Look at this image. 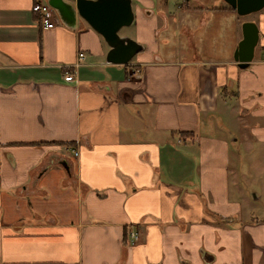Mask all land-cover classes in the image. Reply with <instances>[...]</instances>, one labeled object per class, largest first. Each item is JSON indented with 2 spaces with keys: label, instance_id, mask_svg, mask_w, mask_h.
Instances as JSON below:
<instances>
[{
  "label": "crops",
  "instance_id": "crops-1",
  "mask_svg": "<svg viewBox=\"0 0 264 264\" xmlns=\"http://www.w3.org/2000/svg\"><path fill=\"white\" fill-rule=\"evenodd\" d=\"M37 1L0 0V264H264L230 129L264 146V9L243 69L224 1L132 0L122 35L144 49L116 65L84 19L42 28Z\"/></svg>",
  "mask_w": 264,
  "mask_h": 264
},
{
  "label": "water",
  "instance_id": "water-1",
  "mask_svg": "<svg viewBox=\"0 0 264 264\" xmlns=\"http://www.w3.org/2000/svg\"><path fill=\"white\" fill-rule=\"evenodd\" d=\"M239 15H247L264 8V0H225ZM59 14L62 22L74 27L79 18L84 19L99 32L110 49L106 62L128 64L144 46L128 35H121L123 27L135 20L132 0H47ZM243 38L234 51V60L240 68H247L254 59L259 42V27L254 21L242 24Z\"/></svg>",
  "mask_w": 264,
  "mask_h": 264
},
{
  "label": "rangeland",
  "instance_id": "rangeland-1",
  "mask_svg": "<svg viewBox=\"0 0 264 264\" xmlns=\"http://www.w3.org/2000/svg\"><path fill=\"white\" fill-rule=\"evenodd\" d=\"M178 0H169V4L168 7H170L171 11L175 12L176 11V7H175V3ZM221 1V2H220ZM211 0V4H219L222 3V0ZM155 2V6L153 8V10L155 11H159L160 9H166L165 4L160 7L162 0H154ZM264 9V8H263ZM262 9V10H263ZM260 11V10H259ZM253 12L247 15H240V20H242L243 22L246 20H250L253 21L254 19L258 18V12ZM242 22V23H243ZM161 23H163V19L160 18L159 19V24L161 26ZM130 26H126L123 27L120 30V34L122 35L123 33H128L129 35L134 36V33L132 31V28ZM226 27L227 33L226 36L224 38V40L219 39L218 37L216 38L218 42H222L224 43V48H227V45H230V39L232 38V34H229V29L230 27ZM162 42V38L161 36L159 37V44H161ZM227 44V45H226ZM227 121H229L230 123L233 122V120L231 118L227 119ZM259 121H263V119H257ZM235 123V122H234ZM231 131L234 132V137H236L238 139V142H235L236 147L239 149V151L236 152L237 155H234L233 153L232 155V167L234 169L235 172L242 174L245 173L246 176H244L242 178L243 181V186L244 188L248 191V193L250 194V198H254V193L256 192L257 194H262V199H260L259 201H255L254 204L256 207L259 206V208L263 209L261 212L264 213V157L263 155H261L262 153L261 150L264 148V146L262 144V147L260 148L259 145L257 144L254 149V152L251 153L252 148H250V144H248L246 138H245V134H247L253 144L257 143L256 140L254 139V137H252L250 135V130L247 128H230ZM225 133V132H223ZM232 137V139L234 138ZM254 140V141H253ZM243 141V142H242ZM261 149V150H260ZM264 151V150H262ZM262 164V165H261ZM261 165V166H260ZM263 167V168H260ZM257 171H259V173H257ZM233 174V175H237ZM259 204V205H256Z\"/></svg>",
  "mask_w": 264,
  "mask_h": 264
},
{
  "label": "built area",
  "instance_id": "built-area-1",
  "mask_svg": "<svg viewBox=\"0 0 264 264\" xmlns=\"http://www.w3.org/2000/svg\"><path fill=\"white\" fill-rule=\"evenodd\" d=\"M32 11L36 13L40 25L44 29H51L57 24L62 23L57 11L51 7L47 1H37L33 4ZM74 153L77 155L78 151L75 150ZM129 236L131 237L132 242H134L138 237L135 231H130Z\"/></svg>",
  "mask_w": 264,
  "mask_h": 264
},
{
  "label": "flooded vegetation",
  "instance_id": "flooded-vegetation-1",
  "mask_svg": "<svg viewBox=\"0 0 264 264\" xmlns=\"http://www.w3.org/2000/svg\"><path fill=\"white\" fill-rule=\"evenodd\" d=\"M222 1H224L227 5H229L225 0H222ZM230 6V5H229ZM231 7V6H230Z\"/></svg>",
  "mask_w": 264,
  "mask_h": 264
}]
</instances>
